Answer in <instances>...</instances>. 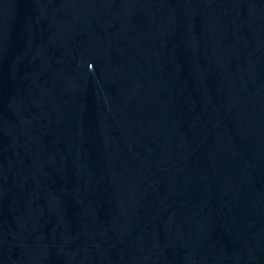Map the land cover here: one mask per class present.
I'll return each mask as SVG.
<instances>
[{
    "label": "water",
    "instance_id": "95a60500",
    "mask_svg": "<svg viewBox=\"0 0 264 264\" xmlns=\"http://www.w3.org/2000/svg\"><path fill=\"white\" fill-rule=\"evenodd\" d=\"M0 264H264V0H0Z\"/></svg>",
    "mask_w": 264,
    "mask_h": 264
}]
</instances>
